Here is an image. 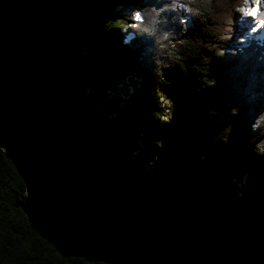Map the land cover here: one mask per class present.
Listing matches in <instances>:
<instances>
[{
	"label": "trees",
	"instance_id": "obj_1",
	"mask_svg": "<svg viewBox=\"0 0 264 264\" xmlns=\"http://www.w3.org/2000/svg\"><path fill=\"white\" fill-rule=\"evenodd\" d=\"M16 1L56 93L116 175L264 263V42L237 46L249 0H125L139 21L113 12L116 0ZM25 196L0 147V264H102L59 257L22 214Z\"/></svg>",
	"mask_w": 264,
	"mask_h": 264
},
{
	"label": "water",
	"instance_id": "obj_2",
	"mask_svg": "<svg viewBox=\"0 0 264 264\" xmlns=\"http://www.w3.org/2000/svg\"><path fill=\"white\" fill-rule=\"evenodd\" d=\"M16 0H0V147L22 214L63 259L102 264H264L191 214L127 185L54 87Z\"/></svg>",
	"mask_w": 264,
	"mask_h": 264
},
{
	"label": "rangeland",
	"instance_id": "obj_3",
	"mask_svg": "<svg viewBox=\"0 0 264 264\" xmlns=\"http://www.w3.org/2000/svg\"><path fill=\"white\" fill-rule=\"evenodd\" d=\"M253 6L259 7V5L257 3H253ZM108 7L113 11V12H117L120 15H123L125 17H127L128 19H130L131 21H139L141 20V15L140 13L134 9V7L132 6V4L129 1H113L112 3L108 4ZM187 17L188 15L186 14V12L184 11V16H183V22L184 24L187 21ZM251 18V17H250ZM242 19H244L243 24H242V28L245 29L244 32L241 33L240 39H239V43L237 46L239 45H243L246 44L247 42L251 41V40H255L257 39H261L264 42V26H260L257 27V23L255 20V17H252L250 19V21H248L244 16H242ZM124 42H127V38H125L123 40ZM126 91L127 93H117V97L119 99V105L117 106V109H120L121 107H123L124 102L123 101H128L130 100V96L133 93V90L131 89V87H126ZM108 96H112V93L107 92L106 93ZM85 96H87L89 99H92V94L90 93V91H85ZM164 106L165 109L163 110V122L167 123L169 125H172V122L174 121V117L173 114L171 112L172 109V104L171 101L168 100L166 97L162 98L161 101ZM119 115V111L113 112L111 114L110 117H117ZM205 125H208V123H205ZM211 142V141H210ZM210 148L212 151L213 148V144L210 143L206 146V149ZM137 153L134 152V154Z\"/></svg>",
	"mask_w": 264,
	"mask_h": 264
},
{
	"label": "clouds",
	"instance_id": "obj_4",
	"mask_svg": "<svg viewBox=\"0 0 264 264\" xmlns=\"http://www.w3.org/2000/svg\"><path fill=\"white\" fill-rule=\"evenodd\" d=\"M253 3H262V0H249L248 3H244L240 8L248 17H255L257 27L264 26V12L258 11L257 7L251 6Z\"/></svg>",
	"mask_w": 264,
	"mask_h": 264
},
{
	"label": "built area",
	"instance_id": "obj_5",
	"mask_svg": "<svg viewBox=\"0 0 264 264\" xmlns=\"http://www.w3.org/2000/svg\"><path fill=\"white\" fill-rule=\"evenodd\" d=\"M186 27H189V24L188 23H185Z\"/></svg>",
	"mask_w": 264,
	"mask_h": 264
}]
</instances>
